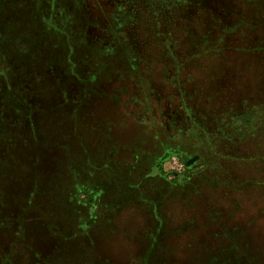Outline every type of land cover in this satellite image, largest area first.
<instances>
[{
  "label": "rangeland",
  "instance_id": "obj_1",
  "mask_svg": "<svg viewBox=\"0 0 264 264\" xmlns=\"http://www.w3.org/2000/svg\"><path fill=\"white\" fill-rule=\"evenodd\" d=\"M0 264H264V0H0Z\"/></svg>",
  "mask_w": 264,
  "mask_h": 264
},
{
  "label": "water",
  "instance_id": "obj_2",
  "mask_svg": "<svg viewBox=\"0 0 264 264\" xmlns=\"http://www.w3.org/2000/svg\"><path fill=\"white\" fill-rule=\"evenodd\" d=\"M198 155H195L194 157H191L188 161H187V165L192 164L194 161H196V159L198 158Z\"/></svg>",
  "mask_w": 264,
  "mask_h": 264
},
{
  "label": "trees",
  "instance_id": "obj_3",
  "mask_svg": "<svg viewBox=\"0 0 264 264\" xmlns=\"http://www.w3.org/2000/svg\"><path fill=\"white\" fill-rule=\"evenodd\" d=\"M169 156H171V155H169V153H167L165 156H163V157L161 158V159H162V161H160L161 167H162L163 162L168 160ZM165 158H166V159H165ZM139 191H140V190H139Z\"/></svg>",
  "mask_w": 264,
  "mask_h": 264
},
{
  "label": "built area",
  "instance_id": "obj_4",
  "mask_svg": "<svg viewBox=\"0 0 264 264\" xmlns=\"http://www.w3.org/2000/svg\"><path fill=\"white\" fill-rule=\"evenodd\" d=\"M173 160H174V162H176L177 160H176V157H173ZM171 161V160H170Z\"/></svg>",
  "mask_w": 264,
  "mask_h": 264
}]
</instances>
